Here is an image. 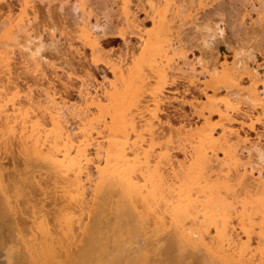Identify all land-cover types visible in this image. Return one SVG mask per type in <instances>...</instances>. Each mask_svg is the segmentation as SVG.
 Here are the masks:
<instances>
[{"label": "bare ground", "instance_id": "1", "mask_svg": "<svg viewBox=\"0 0 264 264\" xmlns=\"http://www.w3.org/2000/svg\"><path fill=\"white\" fill-rule=\"evenodd\" d=\"M95 1L0 0V264H264V0Z\"/></svg>", "mask_w": 264, "mask_h": 264}, {"label": "rangeland", "instance_id": "2", "mask_svg": "<svg viewBox=\"0 0 264 264\" xmlns=\"http://www.w3.org/2000/svg\"><path fill=\"white\" fill-rule=\"evenodd\" d=\"M93 1H94V0H93ZM112 1H113V0H105V2H102V0H96V1H95V2H96L95 4H94V2H93L94 5H93L92 7L95 8L93 14H94L95 12L97 13V15H96L97 17H96V18H97L99 21L103 22V21H104V18H105V15H107V16H110V17H109V18H111L110 22H112V23H110V24L113 25V22L115 23V10H114V9H115L116 7H114L115 4H114V2H112ZM106 3H107V4H106ZM234 3H236L237 6H239V5H238V3H239L238 1H235ZM104 4H105V5H104ZM239 4H240V3H239ZM106 5H107L108 7H107ZM110 5H111V6H110ZM109 6H110V8L112 7V10H110ZM235 6H236V5H234L233 10L235 9V11H236V10H239V9H240V6L238 7V9H236L237 6H236V8H235ZM104 7H105L106 9H105ZM106 10H107V11H106ZM108 10H110L109 13H108ZM136 10H137V9H136ZM67 11H70V10H67ZM111 11H112V12H111ZM235 11H233V12L230 14V15L233 16L234 18H233V17L231 18V16L229 15V13H226V16L228 15V17L230 16L229 18H231V19H235V20H236V18H235V14H234ZM105 12H107L108 14L105 13ZM236 12H237V11H236ZM253 12H254V11H253ZM253 12L251 11V15L254 14ZM57 13H58V12H57ZM64 13H65V12H64ZM67 13L69 14V12H66V14H67ZM96 13H95V14H96ZM111 13H112V14H111ZM139 13H140V14H139ZM139 13H138V16L143 17V16H142L143 14H142L141 12H139ZM211 13H212V12H211ZM211 13H210V14H211ZM141 14H142V15H141ZM215 14H217V13H215ZM215 14L212 13L213 16H214ZM70 15H71V17H69V15H67L66 17H64V18H65L64 20H65V21H68L69 19L67 20V17H68V18H72L73 15H72L71 12H70ZM64 16H65V14H64ZM94 16H95V15H94ZM107 16H106V17H107ZM215 16H216V15H215ZM215 16H214V17H215ZM218 16H219V15H218ZM218 16H217V17H218ZM224 16H225V14H224ZM60 17H61V16H60ZM62 17H63V16H62ZM109 18H108V19H109ZM223 18H224V17H223ZM226 18H227V17H226ZM73 19H74V16H73L72 20H73ZM231 19H229V21H230ZM70 20H71V19H70ZM70 20H69V21H70ZM72 20H71V21H72ZM225 20H227V19H225ZM235 20H233L234 22L231 20L230 23H231V24H232V22L235 23ZM73 21H74V20H73ZM229 21H228V23H229ZM225 22H226V21H225ZM66 23L68 24V22H66ZM71 23H72V22H71ZM228 23L226 22V24H228ZM112 25H111V26L109 25V28L113 30ZM229 25H230V24H229ZM233 25H234V24H233ZM233 28H234V26H233ZM229 29H230V28H229ZM232 30H233V29H231V32H230V30H228V28H227V31H226L227 34H226L225 36H226V37L228 36V37L226 38L228 41H231L232 39L235 40V38L240 39V37H243V38H244V41H245V37H246V35L244 34V31H243V34L245 35V37L242 36L243 34H240V32H239V36H240V37H236V36H235V38H234V35H233V33H232ZM108 32H109V31H108ZM241 33H242V32H241ZM107 34H109V33H107ZM234 34H236V33H234ZM236 35L238 36V33H237ZM192 37H193V40H192L193 42H190V41H191V40H190L189 43H188V44L191 43L190 48H191V47H192V48H191L190 51H191L195 56H198L199 53H203V52H200V51H202L203 48H201V44H200L199 42H197V43H199L200 46H197L198 44H195L196 42H194V40L197 41V39H196L194 36H192ZM192 37H191V38H192ZM132 38H133V37H130L129 40H131V41H128V44L130 43L131 46L135 44V41H134L135 38H134V39H132ZM228 38L231 39V40H229ZM243 38H241L242 40H240L239 42H242V41H243ZM256 38H257V37H256ZM256 38H255L254 40L251 38L252 41L254 42V44H255L256 41L259 42V41L262 39V38H260V40H258V39H259V36H258L257 39H256ZM100 39H101L102 46H103L104 48L106 47V49H104V50H106L107 52L110 51L111 53H113V52H117V51H119V49H121V47L124 48L123 40H122L121 38L117 37V36H116L114 33H112V32H111V34H109V35H104V36L101 37ZM216 39H217V38H216ZM218 39H219V38H218ZM218 39H217V40H218ZM198 41H199V40H198ZM222 41H223V40H222ZM235 41H236V40H235ZM249 41H250V39H249ZM261 41H263V40H261ZM261 41H260V42H261ZM215 42H216V43H215ZM219 42H221L220 39H219L218 42H217V41H214V43H215L216 45H217V43H219ZM231 42H232V41H231ZM250 42H251V41H250ZM192 43H193V44H192ZM233 43H234V42H233ZM245 43H247V42H245ZM261 43H263V44H261ZM261 43H260V45H261V47L263 48V47H264V41L261 42ZM130 44H129V45H130ZM215 44H211V45H215ZM256 44H258V43H256ZM256 44H255V45H256ZM122 45H123V46H122ZM193 45H195V47H194ZM218 45H219V44H218ZM262 45H263V46H262ZM119 47H120V48H119ZM198 47H200L201 50H200V48L197 49ZM211 47H212V48H211ZM211 47H210V48H211L212 50L215 49L214 46H211ZM215 47H217V46H215ZM110 48H111V49H110ZM204 48H205V47H204ZM213 48H214V49H213ZM46 49L48 50L49 48L47 47ZM205 49H206V48H205ZM198 50H200V51H198ZM208 50H209V49L207 48V50H206L207 53H208V52L210 53L211 50H209V51H208ZM203 51H205V50H203ZM108 53H109V52H108ZM211 53H213V52L211 51ZM200 55H201V54H200ZM102 67H103V66H102ZM102 67H101V69L99 68V69L96 70V71L99 70L98 72H96L97 74H99V73H102V74H103L104 71H105V73H106V72L108 73L107 68H105V67L102 68ZM103 70H104V71H103ZM99 75L102 76L101 74H99ZM179 82H180V83H179ZM178 83H179V84H178ZM178 83H177V84H178L179 86L177 85V86H178V90H176L177 93L182 94V96H184V97H186V98H190L192 95H194V96L197 95V96H198V93H200V92H198V91H199V90L197 89L198 87L194 88V87L192 86V87L189 88L188 85H187V86H186V85H182L183 82H181L180 80L178 81ZM180 85H181V87H180ZM183 86H184V87H183ZM199 89H200V88H199ZM68 94H69V96L71 97V99H76V98H77L76 92H74V90H72V91L69 90V91H68ZM195 94H196V95H195ZM181 105H183V104H181ZM178 106H179V105H178ZM178 106H176L175 108H176V109L179 108L177 111H178V114H180L182 117H181L180 115H178L177 112H176V113L174 112V111H176V109H175V110L172 109V110H174V111H171V112L169 111L170 114L173 112V114H172L171 116H173V115H174V116H173V117L170 116V117L174 119V123L178 120L177 118H179V120H180V119H183V118H184V119H186V118H192V117H191L192 115H190L191 112L189 111V110H190V107L187 106V104H185V105L182 106L183 109H182V107H178ZM181 113H182V114H181ZM191 114H192V113H191ZM184 115H185V116H184ZM175 116H176L177 118H176ZM178 116H179V117H178ZM186 116H187V117H186ZM188 116H189V117H188ZM175 118H176L177 120H176ZM173 119H172V120H173ZM175 120H176V121H175ZM14 156H15V155H13V160H12V161H13V164L16 166V164H18V163L15 162V161L17 160V161L19 162V164H21V165H20V169H21V171L18 170V169H16V167L13 168V169H11L12 171L9 169V172L7 173L8 175L10 174V176H9V180H10V178H11V175H12V176H13V175L15 176L16 174H17V175H16V177H15L14 179L17 180L18 177H20L19 174L21 175L22 172H23V171H22V168H21V167H23L21 161L18 160L17 157L14 158ZM8 159H10V158H8ZM14 159H16V160H14ZM5 161H6V160H5ZM15 163H16V164H15ZM19 164H18V165H19ZM14 165H12L11 168H12ZM18 165H17V166H18ZM17 168H19V167H17ZM14 169L16 170V173L11 174V173H13V171L15 172ZM7 171H8V170H6V172H7ZM10 171H11V172H10ZM17 172H18V173H17ZM19 172H20V173H19ZM14 176H13V177H14ZM17 176H18V177H17ZM7 177H8V176H7ZM15 180H13L14 183L16 182ZM10 181H12V178H11ZM18 181H19V179H18ZM20 181H21V180H20ZM8 183L10 184V183H13V182H8ZM16 183H17V182H16ZM16 183H15V184H16ZM20 183H21L20 185L23 186L22 182H20ZM10 185H11V184H10ZM13 185H14V184H13ZM13 185L10 186L11 189H12ZM16 186H17V185H16ZM18 186H19V185H18ZM24 187H25V186L20 187V188H23V190H25ZM17 189H18V188H17ZM12 190H13V189H12ZM15 190H16V187H15ZM27 190H28V189H27ZM27 190H26V191H27ZM20 191H21V189H20ZM20 191H19V192H20ZM26 191H25V192H26ZM23 193H24V192H23ZM26 193H27V192H26ZM19 194H21V192H20ZM24 194H25V193H24ZM24 194H23V195H24ZM21 195H22V194H21ZM23 195H22V196H23ZM22 196H20V198H21ZM18 197H19V196H18ZM24 197H26V196L24 195ZM20 198H19V199H20ZM23 199H25V198H23ZM20 200H21V199H20ZM14 201H15V200H14ZM18 201H19V200H18ZM18 201H17V202H18ZM22 201H23V200H22ZM15 203H16V202H15ZM20 203H21V202H20ZM20 203H19V204L17 203V204H18V205H21ZM23 203H24V202H23ZM24 205H25V204H24ZM24 205H23V207H22V205L20 206V207H22V208H20L21 210L25 209V206H24ZM23 212H25V211L23 210ZM163 249H164V248H163ZM165 251H166V250H165ZM161 252H162V250H161ZM162 253L164 254V252H162ZM167 253H168V252H167ZM167 253H166V254H167ZM164 255H165V254H164ZM164 255L162 256V257H164V259L162 258V259H163V262L161 261L162 259L160 260L163 264H167V263H169V264H170V263H172V264H175V263H176V264H177V261H176L175 263H173V261L175 260L174 257L172 258V259H174L173 261H171V260L168 258V256H169L170 254H169V255L167 254L168 256H167V255L164 256ZM171 256H172V255H171ZM166 257H167V261H165ZM193 259H194V262H195L197 258L194 257ZM193 259H192V260H193ZM169 260H170L171 262H170ZM164 261H165V263H164ZM162 263H161V264H162ZM192 263H193V262H191V264H192ZM195 263H196V262H195Z\"/></svg>", "mask_w": 264, "mask_h": 264}]
</instances>
